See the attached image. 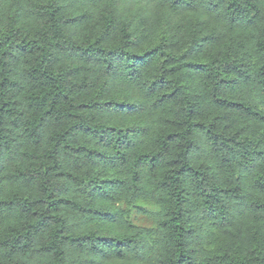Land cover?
<instances>
[{
	"label": "trees",
	"instance_id": "obj_1",
	"mask_svg": "<svg viewBox=\"0 0 264 264\" xmlns=\"http://www.w3.org/2000/svg\"><path fill=\"white\" fill-rule=\"evenodd\" d=\"M0 264H264V0H0Z\"/></svg>",
	"mask_w": 264,
	"mask_h": 264
}]
</instances>
